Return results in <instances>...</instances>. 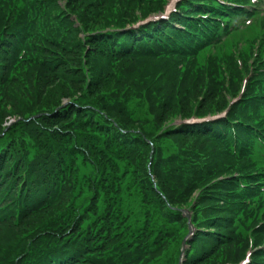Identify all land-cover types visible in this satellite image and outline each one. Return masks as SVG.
I'll return each instance as SVG.
<instances>
[{
    "label": "trees",
    "instance_id": "trees-1",
    "mask_svg": "<svg viewBox=\"0 0 264 264\" xmlns=\"http://www.w3.org/2000/svg\"><path fill=\"white\" fill-rule=\"evenodd\" d=\"M58 1H65L64 8ZM167 2L0 0V135L6 118L28 119L42 106L49 114L62 108L54 119L41 118L47 128L37 136L20 128L13 141L38 151V140L55 141L49 158L40 153L32 160L0 141V264H147L179 232H189L183 209L193 213L198 230L189 242L188 264H238L251 246L264 245V218L255 219L245 204L261 198L262 165L253 150L264 138V68H254L243 99L226 119L175 125L229 107L251 61L260 59L253 48L261 34L250 30L229 58L209 62L188 42L179 50L159 47L158 25L125 31L162 13ZM145 63L151 66L140 71ZM108 87L118 92V103L104 113L97 108ZM47 89L57 94L38 100ZM77 90L86 103L63 108V99L80 95ZM184 92L202 99L184 104L175 97ZM163 96L168 103H159ZM131 99L141 111L159 107L149 123H169V130H144L146 122L132 120ZM131 199L144 210L141 226ZM237 221L240 233L233 229ZM253 264H264V251Z\"/></svg>",
    "mask_w": 264,
    "mask_h": 264
},
{
    "label": "rangeland",
    "instance_id": "rangeland-1",
    "mask_svg": "<svg viewBox=\"0 0 264 264\" xmlns=\"http://www.w3.org/2000/svg\"><path fill=\"white\" fill-rule=\"evenodd\" d=\"M57 4L59 5V7L64 8L65 1H58ZM73 18H74L73 20L75 21V19H76L75 16ZM82 36L83 35L81 33V37ZM237 40H239V37H236L234 40L228 42V44H225V45L221 46L219 49L215 50V54H213V56H212V58L210 60L217 59V58H220V59L221 58H229V55L231 54L230 53L231 50H234V49H232L230 43L231 42H236ZM244 50H247V47H244ZM90 51H93V49L91 48ZM90 51H89L88 54H90ZM226 52H229V53L226 54ZM199 59H201V57H199ZM145 64H147V65L145 67H141L140 71H142V69L144 71H146L147 68L149 66H151L150 63H145ZM155 65L157 67L160 66L159 64H155ZM148 76L149 75H147L145 77H148ZM145 77L142 78L143 83H145L144 82V78ZM115 78H117V76H115ZM88 81H92V80H90L89 76H88ZM109 90H110L109 87L106 89V91L104 90L105 91L104 92L105 97H103V100L101 101V104H99V106L101 108H97L101 112H102L103 108H108V107H111V106H112L113 109H117V103L118 102L115 99H113V98L117 97V93L118 92L116 93L114 90H112V91H109ZM56 92H57L56 90L47 89L45 92L39 93L40 95H39V99L38 100H41L42 97H45L44 100L47 99L48 97L50 98L51 95H53V94L56 95L57 94ZM77 92H78L77 94H80V95L76 96V97H78L77 100H75L76 97L65 98V99H63L61 106L63 108H65V107L69 106L70 104L74 105L75 104L74 101H76L77 105H84L86 103V100H85L84 96H82L84 94V92L81 91V90H77ZM130 94H134V93L131 92ZM219 95L221 97L226 98L227 100H229L230 97H231V94H229L228 92H222V94H219ZM176 96H179V97L182 96L184 98V100H185L184 104L187 103V105L193 104L196 101L198 102V100L202 99V97H201L202 94H188L187 92H184V93L179 94V95L176 94L175 97ZM162 98H163V100L159 99V101H160L159 103H163L164 100L166 101V103H168V101L166 100V98H164V96ZM193 98H195V99L193 100ZM153 101H154V99H153ZM111 102H112V104H111ZM88 103H89V101H88ZM133 103H134V100L131 99L129 104L132 107L131 109L134 111V114H133L134 116H132V120H134L136 123H144V122H146L147 124L144 125V130H146V131H150L151 130L152 133L157 132V133H160V134L162 132H166V131L169 130V128H168L170 126L169 123H166L162 128H156L153 123H149V122H153L154 121L152 113H154L155 115L159 114L158 113L159 107H155L153 105L152 111H150L148 108L144 109V111H141L140 110V106H136V103H134V104ZM96 104H97V102H96ZM23 105H27V103H23ZM158 105L160 106V104H158ZM61 109L62 108H58L54 112V114H49V112L45 109V106L44 107L42 106L39 109V113L37 112L38 115H36L34 117L30 116V118H28V119L25 118L27 116H24L22 118H19V117L6 118L4 126H3L5 128L4 129V133L0 135L1 143L4 142L5 144H7L8 148L11 147V145H13L14 146L13 149L14 148L18 149L21 152V154L22 153L26 154V156H28V158H30L32 160L37 155H39L40 153L45 155L41 159L49 158L50 154H53L52 151L56 147H58V145L55 143V141L49 142V141H47V139L45 137L43 139L38 140L37 143L41 144L42 151H38V149H37V147L35 145H27V146H25V145H22V144H15L13 141H16L17 138L21 136L20 134H22V131H21L20 128H23V129L26 128V127L27 128H32L34 131L33 132L31 131V135L37 136L35 133H38L40 130H44V129L47 128V126H46L47 121L41 120V118L45 117V118L54 119V117L56 115V112L58 113V111H60ZM76 112H80V111H76ZM103 112H104V110H103ZM101 114H103V113H101ZM89 116L92 117V115H88V117ZM20 123L28 124V126H25V125L19 126ZM78 133H79V131H77V133H75V135H74L75 137L74 138H76L78 136ZM78 144H79V146L75 145V147L77 146V150L80 149V147H81L80 143H78ZM15 145H16V147H15ZM72 146H70L68 149H71ZM71 156H72V153L67 152V155L65 157V158H67V161H70V157ZM82 171H83L84 174H86V173H88V168L82 169ZM130 202H131V204H129V206L131 205V208L133 209V211H135V213L138 214L137 215L136 225L137 226L143 225L144 222H143V219H142V214L144 213V210H141V209L139 210V202L137 200L131 199ZM137 204H138V208L136 207ZM142 208H144V206ZM183 210H187V209H183ZM188 210H187V212H189L193 216V213L188 211ZM181 223H183V222H181ZM216 231H219V229H216ZM187 236H188V233H186V231L183 230L182 232H179L177 234V236L172 240L173 242L170 243L165 248L164 251L159 253L157 257L151 259V261H149L147 264H181L182 262H183V264H188V260L189 259H188L187 255H186V257L184 256L185 254H187L188 250L190 249V244L186 243ZM5 248H12V247L11 246H5Z\"/></svg>",
    "mask_w": 264,
    "mask_h": 264
}]
</instances>
